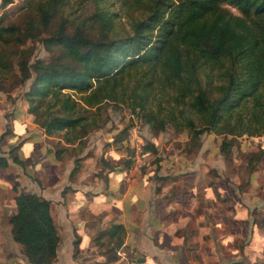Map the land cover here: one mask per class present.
<instances>
[{
    "label": "trees",
    "instance_id": "trees-1",
    "mask_svg": "<svg viewBox=\"0 0 264 264\" xmlns=\"http://www.w3.org/2000/svg\"><path fill=\"white\" fill-rule=\"evenodd\" d=\"M88 1L95 7L77 23L58 17L63 0H31L34 15L21 26L3 23L6 15L0 14V81L10 76L14 86L33 75L22 99L33 116L31 122L46 136L61 130L76 133L72 139L63 135L64 144L82 138L90 128L100 127L97 111L104 101L141 109L146 124L156 130L169 125L187 130L192 139L207 131L225 134L229 137L219 147L224 155L234 138L250 128L252 124L242 130L248 123L264 132V0H117L122 11L142 15L130 18V34L123 37L96 4L106 0ZM11 2L0 0V8ZM56 18L60 19L54 25ZM30 36L55 56L47 62H29V49L23 45ZM204 66L220 71L219 85L211 84L208 73L201 79ZM156 86L161 93H173L167 115L159 107L142 109ZM34 102L42 109L37 110ZM150 148L155 153L154 144ZM143 151L146 156L145 147ZM261 152L255 153L256 161ZM6 164L0 156V168ZM13 200L11 239L21 246L29 264H51L59 238L48 201L24 192H16ZM120 235L121 227L114 226L104 233V242L118 243L115 250Z\"/></svg>",
    "mask_w": 264,
    "mask_h": 264
},
{
    "label": "crops",
    "instance_id": "crops-1",
    "mask_svg": "<svg viewBox=\"0 0 264 264\" xmlns=\"http://www.w3.org/2000/svg\"><path fill=\"white\" fill-rule=\"evenodd\" d=\"M4 110L2 101L0 156L7 164L0 168V264H29L21 246L10 236L8 221L15 209L13 197L16 192L35 193L48 201L59 238L51 264H74L75 260L81 262L79 264H110L98 252L99 247L104 245L100 243L101 237L114 226H120L124 236L119 247L129 251L143 248L150 256L149 259L146 257L150 264H160L157 260L162 248L167 253L163 255L169 262L167 264H260L249 258L250 261L241 263L237 260L241 254H233L240 251L244 252L243 255L259 253L261 249L253 242L248 245L240 242L233 250L227 244L214 245L209 233L203 236L200 232L208 230L205 224L200 226V230L193 226V232L191 229L188 233L184 231L187 225L181 226L182 222H193L198 215L189 210L183 214L185 209L180 197L183 191L186 195V190L182 188V180L170 177L167 172L172 167V161H158V168L154 167L148 173L137 175L133 170L129 172V165L122 159L124 142L117 144L106 131L100 133L102 137L98 136L92 150L88 147L75 149L72 161V157L65 154L66 144H61L66 149L56 155L48 141L52 140L51 137L36 129L30 118L19 110L16 111L18 115L11 111L6 118ZM99 140L103 143L100 147H105L103 151L97 148ZM74 159H77L76 163ZM182 165L177 163L175 166ZM179 182L181 187L175 192L179 197L175 193L166 197L165 189L178 187ZM191 184L193 187L188 188L190 198L186 200V205L197 198V189L203 191L201 196L204 200L213 203L211 185L193 178ZM200 215L212 220L218 216L206 210ZM200 239L208 243L201 246L198 243ZM189 245H195L194 249L198 246L196 251L200 252V257L198 260L187 259L184 263L177 253L186 248L189 250ZM231 251V256L229 253L222 254Z\"/></svg>",
    "mask_w": 264,
    "mask_h": 264
},
{
    "label": "rangeland",
    "instance_id": "rangeland-1",
    "mask_svg": "<svg viewBox=\"0 0 264 264\" xmlns=\"http://www.w3.org/2000/svg\"><path fill=\"white\" fill-rule=\"evenodd\" d=\"M30 3L31 0H12L4 9L0 8V14L5 13L6 15L3 23L23 25L22 23L27 20L29 15H34L33 8L31 6L29 7ZM96 4H98L99 8L104 9L108 13L111 24L120 32L122 37L130 34V18L139 14V12L122 11L118 6L119 3L117 0H106L103 3ZM93 7H95V3L88 0H63V5L59 9L60 14L58 17L67 16L69 20L73 18V21L77 23L84 20L85 17L91 13ZM226 7L233 13H236L232 7ZM138 16L141 17L142 15L139 14ZM60 18L55 19L54 25ZM44 35L45 34L40 33L39 36L44 37ZM23 47L29 49V62H32L34 59L47 62L48 59H52L55 56L54 52L50 53L46 51L38 39L31 36L24 40ZM218 72H220L218 69H211L210 67L204 66L200 71L202 75L201 79L205 80L206 77L204 76L208 73L211 84L217 86L222 81V76L220 78L217 77ZM15 74L17 75L16 71ZM32 76L33 75L30 74V78L25 80L22 84H18L16 81L14 86H10L14 81L10 76H8V78L4 77V80L0 81V102L3 101L4 103V115L6 118L10 115L11 111L18 115L16 111L19 110L22 112L21 114L24 113L26 117L30 118V120L32 119L33 116L27 113L28 107L22 99V93L28 88ZM167 92L168 90L161 93L158 86H156L155 90L151 92V95L145 99V105L142 108L143 111H148L150 109L158 111L157 107H159L162 109L161 112L167 115L168 110L173 106L171 99L173 93L171 91ZM216 92V89L212 88V93ZM50 95L51 94L47 96L46 100L49 99ZM72 97L82 104L77 94H73ZM46 100L43 99V102ZM131 103H136V100ZM34 104L37 105L36 102H34ZM248 104L246 106H248ZM37 106H39L37 110L42 109V106ZM85 107L88 108V106ZM90 108L92 110L95 109L93 106ZM97 113L100 127H92L82 138H76L69 144L65 143L67 144L65 154L72 157V161L74 158L72 154L75 149L81 148L80 150H82L88 147L92 150L95 147V143L98 142V136L102 137L100 133L105 131L108 135L113 137L117 144L122 145V142L125 143H123L125 147H123L124 156L122 159L129 165L127 168L129 172L135 171L137 175L148 173L154 170V167L158 168V161L164 160L165 163L172 161V167L168 168L167 172L170 173V177H176V180H182L184 182L182 183L184 186L182 188L186 190V195L183 191V195L180 197L181 205H183L185 209L183 214L185 215V211L189 210L192 214L198 215L197 219L193 222H188L187 220L188 224L185 223V220L182 222L181 226L187 225L184 231L188 233L189 229H191V232H193V226L200 230V226L205 224L208 230L207 232L206 230H203L205 232H200L203 236L209 233L214 245L227 244L229 247L233 248V250L236 249V244L239 245L240 242L243 244L247 243V245L253 242V244L255 243V245H258L261 249L259 253L255 251V254L246 253L243 255V251L239 253L231 251L222 254L225 256L229 253L231 256L233 252L234 255H242L237 258L241 263L254 260L259 261L260 264H264V142L262 144L263 146H260L251 139V137L255 136H264V132L258 128L257 124L248 123L246 126H243L242 130L244 132L246 127L252 124L247 131H252L254 128L255 130L257 129L256 131L258 133L249 135L246 131L242 134H238L234 138L233 145L228 150L229 154L224 155L219 151V147L221 142L229 137L225 134H216L213 131H207L198 135L195 139H192L191 133L187 130H173L169 125H166L164 130H156L154 127H149L146 124L143 118L144 113L141 109L135 107L130 110L126 104L118 101L102 102V104L98 106ZM192 118L196 125H199L195 116H192ZM223 119L224 115L219 123H221ZM33 125L36 129H40L36 124L33 123ZM130 131H135L136 135L141 139L142 144L139 151L134 150L135 146L133 143L130 144L127 140ZM63 135H66L70 139L76 137V133L72 131H68L67 133L63 130L56 131L50 136L52 140H48L54 151L64 148L61 145L62 143L64 144ZM93 137L95 138L93 139ZM181 138L184 141H182ZM154 143H157V146H155V153H152L150 145ZM102 144L101 140H99L97 148L101 151L105 149V147H100ZM182 146L184 148L180 150ZM143 147H145L147 151H145L146 156L144 155ZM260 149L262 150L260 153L261 156L259 155V160L256 161L254 158L256 155L255 153L261 151ZM134 156L138 159L141 158L139 161H143V165L137 169L130 168L132 161H134ZM76 160L74 159V161ZM177 163L183 165L177 167L175 166ZM192 175L195 177H192ZM192 178L194 181H200L203 184L211 185L212 204L204 200L201 196L203 191L197 189V198L193 199L190 205H186V200L190 198L188 196V188L193 187V184H191ZM180 187L181 183L179 182L178 187L169 186L166 188V197L173 195ZM169 192L171 193L168 194ZM175 195L179 197V194L175 193ZM205 210L207 213L213 211L218 215L217 219L212 220L205 218L203 215L201 216L200 214L202 212L204 213ZM158 214L161 215L160 212H158ZM105 238V236L101 237L102 241L100 243L104 245L99 247L100 252L98 253L106 263L150 264L149 261H146V257L149 259L150 256L143 248L138 251H129V249L125 247L120 248V245H118L116 251L113 250V248L115 244L118 243L113 242L107 244L104 242ZM123 238L124 236L120 235V240L118 242H121ZM198 243L202 246L206 245L208 242H205V239H200ZM194 248L195 245H189V250L186 248L185 251H179L177 253V255L181 257L182 262L185 263V260L191 258H195L194 260L199 259L200 252L196 251L198 246L196 249ZM192 250H195L196 253ZM74 254L75 251L73 252V256ZM163 255H167V253L165 249L162 248L159 251L157 261L160 264L169 263ZM139 256L144 257V259H142V261H137L136 258ZM232 257L234 258V256ZM79 263L81 262L77 260L74 261V264Z\"/></svg>",
    "mask_w": 264,
    "mask_h": 264
},
{
    "label": "built area",
    "instance_id": "built-area-1",
    "mask_svg": "<svg viewBox=\"0 0 264 264\" xmlns=\"http://www.w3.org/2000/svg\"><path fill=\"white\" fill-rule=\"evenodd\" d=\"M251 139L253 140L254 143L259 144L260 146H263L262 145L264 142V136L263 135L251 137ZM127 140L129 141L130 144L133 143V145L135 146L134 150H136V151L140 150L142 142H141V139L136 135L135 131H130L128 133ZM139 160H141V158L138 159L134 156V161H132L130 168L131 169H137L138 167L143 165V161H139Z\"/></svg>",
    "mask_w": 264,
    "mask_h": 264
},
{
    "label": "water",
    "instance_id": "water-1",
    "mask_svg": "<svg viewBox=\"0 0 264 264\" xmlns=\"http://www.w3.org/2000/svg\"><path fill=\"white\" fill-rule=\"evenodd\" d=\"M136 260L137 261H142V258L141 257H137Z\"/></svg>",
    "mask_w": 264,
    "mask_h": 264
}]
</instances>
